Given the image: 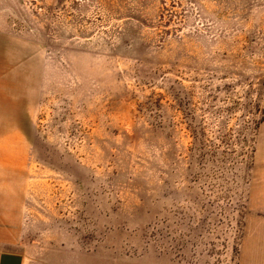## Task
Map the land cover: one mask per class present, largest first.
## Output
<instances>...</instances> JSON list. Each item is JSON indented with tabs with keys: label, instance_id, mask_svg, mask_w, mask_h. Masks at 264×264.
I'll return each mask as SVG.
<instances>
[{
	"label": "rangeland",
	"instance_id": "1",
	"mask_svg": "<svg viewBox=\"0 0 264 264\" xmlns=\"http://www.w3.org/2000/svg\"><path fill=\"white\" fill-rule=\"evenodd\" d=\"M263 130L264 0H0L26 264H264Z\"/></svg>",
	"mask_w": 264,
	"mask_h": 264
},
{
	"label": "crops",
	"instance_id": "2",
	"mask_svg": "<svg viewBox=\"0 0 264 264\" xmlns=\"http://www.w3.org/2000/svg\"><path fill=\"white\" fill-rule=\"evenodd\" d=\"M258 171L264 172V130L261 134L259 146H258ZM264 177V173L261 174ZM262 177V178H263ZM261 195V194H260ZM0 264H26V258L24 254L14 250L0 249Z\"/></svg>",
	"mask_w": 264,
	"mask_h": 264
}]
</instances>
